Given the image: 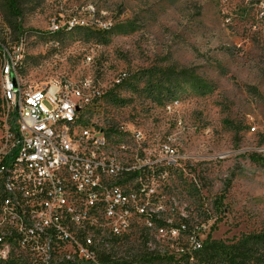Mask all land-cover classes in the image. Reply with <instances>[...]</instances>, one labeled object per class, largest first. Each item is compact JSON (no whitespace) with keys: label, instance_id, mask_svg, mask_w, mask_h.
Here are the masks:
<instances>
[{"label":"rangeland","instance_id":"1","mask_svg":"<svg viewBox=\"0 0 264 264\" xmlns=\"http://www.w3.org/2000/svg\"><path fill=\"white\" fill-rule=\"evenodd\" d=\"M21 2L12 16L0 0V137L11 120L1 97L6 62L24 91L94 80L104 95L91 120L133 154L136 174L120 188L138 205L153 202L143 214L175 231L156 247L142 216H104L118 235L98 249L107 264H195L167 257L180 245L193 251L190 228L200 242L264 231V0ZM89 238L92 250L100 242ZM16 249L8 264H83L91 254L66 245L49 261L41 249Z\"/></svg>","mask_w":264,"mask_h":264},{"label":"built area","instance_id":"2","mask_svg":"<svg viewBox=\"0 0 264 264\" xmlns=\"http://www.w3.org/2000/svg\"><path fill=\"white\" fill-rule=\"evenodd\" d=\"M13 70L6 62L1 71V97L11 120L0 137V263L14 261L16 247L41 249L51 261L67 245L85 252L88 247L91 254L81 262L98 264L100 245L107 243V237L113 241L118 237L102 225L107 223L102 218L117 217L125 223L132 212L133 217L145 218L144 228L156 247L159 242L171 243L169 234L175 231L166 233L162 226H155L157 221L149 213L143 214L147 202H153L138 205L120 188L136 174L133 154L118 152L104 129L91 120V105L104 95L94 80L54 82L24 91ZM125 78L124 73L117 75L115 85ZM187 232L193 251L184 252L181 245L171 248L169 260H181L174 256L201 249L203 241L194 236L196 232ZM90 236L100 242L92 250L95 243L91 244ZM108 251L114 256L124 253L113 247Z\"/></svg>","mask_w":264,"mask_h":264},{"label":"trees","instance_id":"3","mask_svg":"<svg viewBox=\"0 0 264 264\" xmlns=\"http://www.w3.org/2000/svg\"><path fill=\"white\" fill-rule=\"evenodd\" d=\"M4 2L12 16L20 15L21 0H4ZM35 5H39L38 2ZM1 52L2 50H0ZM152 258L157 261L160 257L157 255ZM182 259H192L195 264H264V231L257 234H243L233 241L215 240L208 235L202 242L201 249L196 250L191 255H185ZM179 260L171 259L170 261L178 263ZM96 261L98 264L108 263L103 254L102 256L99 255ZM12 263L18 264V262ZM83 264H91V262L86 261ZM185 264H189L188 261Z\"/></svg>","mask_w":264,"mask_h":264}]
</instances>
